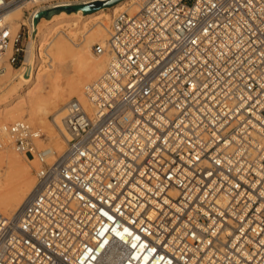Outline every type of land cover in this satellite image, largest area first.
Wrapping results in <instances>:
<instances>
[{"label":"built area","instance_id":"built-area-1","mask_svg":"<svg viewBox=\"0 0 264 264\" xmlns=\"http://www.w3.org/2000/svg\"><path fill=\"white\" fill-rule=\"evenodd\" d=\"M94 1L0 0V74L11 46L25 63L37 14ZM92 50L107 68L66 104L63 151L1 128L39 168L0 212V264H264V0H144Z\"/></svg>","mask_w":264,"mask_h":264},{"label":"bare ground","instance_id":"bare-ground-1","mask_svg":"<svg viewBox=\"0 0 264 264\" xmlns=\"http://www.w3.org/2000/svg\"><path fill=\"white\" fill-rule=\"evenodd\" d=\"M143 1L124 0L89 14L82 9L73 12L61 10L50 18L40 19L35 25V32L28 44V55L23 64H28L21 75L22 84L25 86L20 87L21 92H18L14 82L4 88L6 94L0 101V133L5 125L28 120L40 125L41 130L47 134L46 140L38 142L39 146L48 144L58 152L63 151L64 141L58 134L56 124L62 125L66 104L76 97L87 105L85 88L105 72L109 61L107 55L93 54V45L105 44L108 40L114 13L128 10L132 15L137 14L141 11ZM30 7V4L26 6L27 9ZM9 20L12 21L16 35L21 25L27 23L24 9H13ZM45 45L46 58L42 53ZM12 48L13 46L7 50L3 59L5 69L0 74V86L15 73L14 66L7 62ZM37 55L40 63L47 62L49 66H36L34 61ZM50 115L54 119L51 120ZM1 141L3 138L0 134ZM19 155L12 147L0 149V212L9 216L22 210L36 186L29 165L31 163L27 164ZM34 165L39 168L37 160Z\"/></svg>","mask_w":264,"mask_h":264},{"label":"rangeland","instance_id":"rangeland-1","mask_svg":"<svg viewBox=\"0 0 264 264\" xmlns=\"http://www.w3.org/2000/svg\"><path fill=\"white\" fill-rule=\"evenodd\" d=\"M107 1V0H106ZM97 11V10H96ZM95 11V12H96ZM25 19H26V17H24ZM46 49H47V46L45 45V48H43V51H42V53H43V56H44V53L46 52ZM45 50V51H44ZM92 52H93V50H92ZM94 54V53H93ZM44 58H46L45 56H44ZM35 62V65L36 66H38V64H40V66H49V63H47V62H45V63H40V57H38V55H37V57H36V60L34 61ZM28 66V64H26V65H24L21 69H18V68H16V67H14L15 68V73H14V75H13V77L10 79V80H8L4 85H2V86H0V101H1V99L4 97V95L6 94V91H4V88H5V86H7L8 84H10L11 82H14V84H15V87L18 89V92H21V90H20V87L21 86H25V84H22V77H21V75H22V72L25 70V68ZM43 67V68H44ZM71 76L73 75V73L72 74H70ZM67 78H65V80H66ZM90 83H92V82H90ZM89 83V84H90ZM28 90V88H26L25 89V91H27ZM73 99H76V97L75 98H73ZM49 118L52 120V119H54V117L52 116V115H50L49 116ZM26 121H28V120H26ZM30 124H32L33 126H35V127H38V128H40V129H42L41 128V126L40 125H38V124H33L32 122H30V121H28ZM44 132V131H43ZM22 159H24V161L27 163V164H29V163H31V164H29L30 165V167H31V171H32V176H33V178L35 177V172H36V170H37V167L34 165V162H35V159H32V158H30V157H24V156H22V155H19ZM33 165V166H32ZM35 168V169H34Z\"/></svg>","mask_w":264,"mask_h":264},{"label":"water","instance_id":"water-1","mask_svg":"<svg viewBox=\"0 0 264 264\" xmlns=\"http://www.w3.org/2000/svg\"><path fill=\"white\" fill-rule=\"evenodd\" d=\"M124 0H107V1H94L88 4H83V5H74V6H65V7H59L56 9H52L49 11H43L37 14L34 20V24L37 25L43 17L50 18L53 16L55 13L61 11V10H67L68 12H73V11H78L82 9L84 13L89 14L92 13L96 10H98L101 7H112Z\"/></svg>","mask_w":264,"mask_h":264}]
</instances>
